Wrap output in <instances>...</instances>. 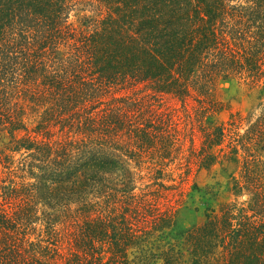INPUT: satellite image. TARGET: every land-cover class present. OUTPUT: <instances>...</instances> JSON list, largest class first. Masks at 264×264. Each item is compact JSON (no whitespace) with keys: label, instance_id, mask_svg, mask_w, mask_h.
I'll return each mask as SVG.
<instances>
[{"label":"trees","instance_id":"1","mask_svg":"<svg viewBox=\"0 0 264 264\" xmlns=\"http://www.w3.org/2000/svg\"><path fill=\"white\" fill-rule=\"evenodd\" d=\"M79 3L101 12L74 25ZM231 78L264 98V0H0V264H264V103L230 142L235 201L202 224L133 226L113 182L179 111L208 141L189 158L210 167L227 135L215 87Z\"/></svg>","mask_w":264,"mask_h":264},{"label":"rangeland","instance_id":"2","mask_svg":"<svg viewBox=\"0 0 264 264\" xmlns=\"http://www.w3.org/2000/svg\"><path fill=\"white\" fill-rule=\"evenodd\" d=\"M99 12L101 11L93 5L79 3L71 11L69 21L78 25L83 16H93ZM215 98L223 104L215 120L226 128L227 135L223 144L214 150L217 160L210 167H204L205 163L202 166L199 160L189 158L194 148H199L208 141L200 132H192V125L183 117L182 111L178 112V116L172 117L175 125L171 130L168 128L169 123L154 120L155 125H163L162 130L153 134L156 136V148L146 152L142 148H132L129 153L134 158L118 165L113 181L123 191L120 190L118 199L124 201V205L139 207L132 213L133 226L151 227L147 224L152 219L151 214L174 213L178 228L186 229L202 224L208 215L218 214L223 205L235 201L232 184L233 178L239 177L240 163L228 156L230 142L238 133H244L249 119H255L259 115L264 98L260 87L239 78L218 81ZM168 102L175 103L172 99ZM28 122L29 125L33 124V119ZM191 133H195L194 145L190 142ZM124 134L122 132L116 136L115 141L122 143ZM170 140L175 145L174 151L171 157L169 152V158L163 159L161 155L166 149L161 143ZM7 141V135L0 136V148ZM128 168L136 175L132 186L126 184ZM108 181L103 180L100 185L99 201L104 210L112 198L109 188L104 186ZM244 199L245 196L238 200ZM159 237L160 234L153 232L150 240Z\"/></svg>","mask_w":264,"mask_h":264}]
</instances>
